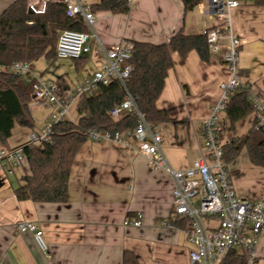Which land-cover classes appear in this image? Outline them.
I'll list each match as a JSON object with an SVG mask.
<instances>
[{
	"label": "crops",
	"instance_id": "obj_1",
	"mask_svg": "<svg viewBox=\"0 0 264 264\" xmlns=\"http://www.w3.org/2000/svg\"><path fill=\"white\" fill-rule=\"evenodd\" d=\"M14 1L0 0V13ZM83 1L95 16L93 26L87 24L88 32L96 36L90 39V52L83 56L85 63L80 70L76 59L61 60H73L77 73L82 71L86 76L101 67L105 49L113 44L133 40L160 44L180 30L199 34L218 23L203 13L208 0L188 12L182 0H130V9L124 13L92 8L102 0ZM233 31L243 41V80L264 98V5L256 4V0H241L240 7L233 11ZM224 51V46L211 51L209 61L202 60L196 50L185 58L179 52L172 54L174 66L156 102L158 109L167 110L172 120L153 124V128L162 134L163 151L175 169L190 167L200 155L201 122L220 99L221 82L229 77ZM49 62L45 56L36 59L30 76L57 81L59 71L50 72ZM60 74L62 79L66 73ZM61 79L58 85L70 92L84 83H60ZM40 108L47 113L39 125L30 128L17 124L0 148L26 144L30 131L42 128L49 113L48 105L30 102L35 122L34 110ZM79 118L76 104L68 119ZM219 121L220 138L225 144L247 133L254 115L249 114L234 127L226 112ZM228 126L230 130L225 131ZM134 144L137 151L113 140L88 139L73 160L68 201L64 203L20 200L15 190L30 171L28 161L14 173L0 166V264H122L125 249L133 250L140 264H191L186 227L175 224L173 178L166 169L153 166ZM237 160L238 157L228 162L237 192L244 198L259 197L264 192V167L251 162L253 175L246 177L235 165ZM139 215L140 226L124 224L126 219ZM22 220L35 222L43 229L49 254L40 249L32 233L19 231L17 223ZM255 264H264V232L256 245Z\"/></svg>",
	"mask_w": 264,
	"mask_h": 264
},
{
	"label": "built area",
	"instance_id": "obj_2",
	"mask_svg": "<svg viewBox=\"0 0 264 264\" xmlns=\"http://www.w3.org/2000/svg\"><path fill=\"white\" fill-rule=\"evenodd\" d=\"M54 1L64 2L68 15H82L86 23L93 26L95 16L86 8L83 0H31L30 7L34 13H41L45 11L48 2ZM240 4L241 0H208V6L203 10L210 18L217 16L218 23L206 29L205 33L211 51L225 47L223 59L229 77L221 82V97L213 105L210 115L201 122L203 143L199 148V157L190 167L175 169L170 165L162 148V134L153 128V124L140 111L130 93L123 102L111 109L110 115L115 120L129 113L136 115L138 123L134 129L116 133L92 130L89 133L91 140H113L135 151L137 148L134 143H137L138 150L153 166L162 167L170 173L174 181V219L187 221L185 233L191 245V264H220L227 252L234 248L245 253L248 264H255L256 245L264 232V192L254 199L239 195L232 182L229 163L225 159L224 143L220 138L221 126L218 123L221 114L226 112L233 93L245 89L253 107V127L264 133V98L251 84L243 80L240 73L243 41L233 31V11ZM95 36V33L72 29L61 31L56 45L57 58L83 57L90 52L89 39ZM223 39L227 42L223 43ZM132 53L133 43L129 41L107 47L101 67L73 92L54 81L32 78L29 63H13L9 70L27 77L28 80L35 79L31 103L48 105L49 113L42 128L30 131L26 144L14 148H0V166L7 167L10 173H14L27 159L24 150L26 145L42 146L52 142L53 126L68 119L72 106L82 96L96 93L101 83L108 84L113 79H118L125 85L134 69V65L129 62ZM124 224L140 226V215L126 219ZM17 227L21 232L32 233L40 249L49 254L44 231L37 223L22 220L18 221Z\"/></svg>",
	"mask_w": 264,
	"mask_h": 264
},
{
	"label": "trees",
	"instance_id": "obj_3",
	"mask_svg": "<svg viewBox=\"0 0 264 264\" xmlns=\"http://www.w3.org/2000/svg\"><path fill=\"white\" fill-rule=\"evenodd\" d=\"M185 11L194 10L203 0H182ZM264 5V0H256ZM29 0H15L0 13V145H5L18 124L35 128V120L30 111V102L35 79L14 73L9 67L15 62L29 63L42 56L55 60L56 45L61 31L66 29L89 31L82 15L70 16L64 2H48L41 13L29 12ZM96 10L128 12L130 0H102L92 6ZM133 53L129 60L134 65L126 84L113 79L108 84L101 83L96 93L84 95L77 102L80 118L66 119L53 126L52 142L24 147L30 171L24 183L16 188L20 200L36 202L64 203L68 201L69 180L73 160L89 139L92 130H108L112 133L134 129L138 117L126 114L115 120L111 109L123 102L130 93L140 111L152 123L171 121L167 110L158 109L156 102L161 97L169 70L174 66L172 54L179 52L187 57L196 50L204 61H209L211 50L207 34H187L178 31L169 41L160 44L133 40ZM78 70L85 58L76 59ZM252 104L245 89L233 93L226 110L232 125L251 114ZM246 148L250 161L264 167V133L252 126L247 133L236 137L223 146L227 162L236 159ZM181 228L186 220H176ZM122 264H140L131 249L123 252ZM220 264H248L245 253L230 249Z\"/></svg>",
	"mask_w": 264,
	"mask_h": 264
},
{
	"label": "rangeland",
	"instance_id": "obj_4",
	"mask_svg": "<svg viewBox=\"0 0 264 264\" xmlns=\"http://www.w3.org/2000/svg\"><path fill=\"white\" fill-rule=\"evenodd\" d=\"M215 20H217V16L214 17ZM90 39H89V42L88 44L90 45ZM48 66L51 67L50 68V72L54 73L55 71H59L58 72V80L61 79V77L59 76H62L60 74V72H64L66 73L65 75H63L62 79H61V82H64V81H68L69 84H73L75 83L77 80L78 81H85V79L87 78H90L93 76V74L90 76V75H84L83 72L81 71V73H77V70H76V64L73 60H61V59H55L53 61L50 60V62L48 63ZM47 66V67H48ZM57 81H54V82H58ZM74 109V108H73ZM35 112V115H36V118H37V121L35 122V125H39V122L41 119H43V117L45 116V114L47 113V110L44 109V108H40L38 110H34ZM220 123V121H219ZM221 124V123H220ZM230 126V125H229ZM226 127L225 128V131L227 130H230V128ZM235 160V159H234ZM27 159L24 160V163H26ZM232 162V161H230ZM237 167L243 171V173H245L246 177H249V176H252L253 173L252 171L249 169V167L253 164H251V161H250V158H249V155H248V151L246 148H244L241 153L239 154L238 156V160L236 162ZM255 169V168H254Z\"/></svg>",
	"mask_w": 264,
	"mask_h": 264
},
{
	"label": "water",
	"instance_id": "obj_5",
	"mask_svg": "<svg viewBox=\"0 0 264 264\" xmlns=\"http://www.w3.org/2000/svg\"><path fill=\"white\" fill-rule=\"evenodd\" d=\"M29 12H30V13H34V10L30 7V8H29Z\"/></svg>",
	"mask_w": 264,
	"mask_h": 264
}]
</instances>
